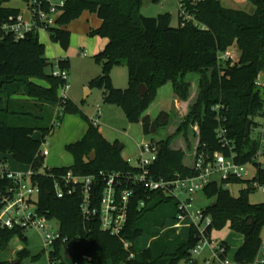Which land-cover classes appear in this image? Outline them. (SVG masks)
<instances>
[{"label": "trees", "instance_id": "trees-1", "mask_svg": "<svg viewBox=\"0 0 264 264\" xmlns=\"http://www.w3.org/2000/svg\"><path fill=\"white\" fill-rule=\"evenodd\" d=\"M11 1L0 0V23L21 12L19 8L6 6ZM42 1L44 7L50 6V0ZM65 1L56 24L46 29L51 42L69 51L71 32L68 25L85 11L96 14L102 24L91 29L89 35L104 38L107 43L93 57L102 66V72L91 80L90 87L101 88L105 102L120 106L130 123H141L146 134L152 132L153 124L157 130L171 121L167 111H161L154 120L145 114L158 88L171 82L176 97L185 101L192 87L188 75H199L197 97L176 134L188 137L197 126L199 151L233 153L239 162L256 166V175L251 179L212 181L203 189L207 196L215 197V201L203 209L204 218H211L205 235L210 237L214 229L227 225L242 233L245 239L234 259L241 264H251L262 245L264 228V202L256 205L250 201L251 193L256 191L254 184L264 186V169L257 162L262 133L255 131L264 127V84L259 82L264 74V0H248L255 7L253 13L228 8L223 0H184L193 19L183 24L179 18L178 27L172 25V15L167 11L155 17L144 16L141 12L144 0ZM40 38L39 32L33 31L17 40L0 27V152L13 155L20 164L32 166V181L41 189L37 201L39 211L59 222L61 237L50 252V260L61 264H177L185 258L189 264H199L192 254L201 239L197 226H190L187 239L176 236L177 230L172 227L166 229L181 214L173 198L140 190L131 199L125 228L119 235H112L101 229L99 219H84L80 193L63 198L55 195L51 174H63L68 170L80 175L128 174L138 168L122 157L119 141L107 140L99 125L78 103L71 98L62 102L60 89L65 81L54 70L58 66L69 72L70 59L51 61L46 57V47ZM234 43L241 51L239 61L221 58ZM115 65L128 67V88L113 86L111 70ZM141 84L148 87L145 96L139 94ZM217 106L221 108L219 111ZM56 108L60 112L56 113ZM68 114L79 115L89 128L81 140L66 145V151L74 157L73 165L48 167L41 155L43 144L55 132L56 122L61 124ZM258 118L262 119L261 123ZM221 126L226 129L223 137L218 132ZM37 132L42 134L41 138L35 137ZM174 138L175 135H170L156 141L160 155L151 169L157 177L196 174L185 164V152L171 147ZM98 181L94 190L95 205L102 194L103 180ZM12 182L0 179V191ZM239 183L246 186L235 197L226 184ZM163 229L166 230L161 232ZM144 233L152 237L145 248L139 243ZM15 235L23 241L28 240L23 228L0 230V264L13 263L3 260L1 255ZM67 243L72 244L70 253L65 251ZM222 244L226 254L229 253L230 244L225 241ZM29 256L28 249L19 251L20 263L17 264H23V259Z\"/></svg>", "mask_w": 264, "mask_h": 264}, {"label": "built area", "instance_id": "built-area-1", "mask_svg": "<svg viewBox=\"0 0 264 264\" xmlns=\"http://www.w3.org/2000/svg\"><path fill=\"white\" fill-rule=\"evenodd\" d=\"M66 4L65 0H50L48 7H44L42 0H31L26 3L27 15L22 11L11 16L7 22L0 23V27L12 33L17 40L24 39L26 35L33 31H46L49 26L56 24L62 9ZM179 18L183 24L193 19V16L187 11L184 0L179 2ZM223 59H231L230 53L221 55ZM56 75L61 77L65 83L60 89V98L63 101L68 100V70L60 69L56 66ZM220 106L216 107L219 111ZM101 113V109H98ZM98 116L93 122L98 124ZM219 117V116H218ZM57 126L60 123L56 122ZM220 137L226 133V129L222 126L218 130ZM261 149L258 157L262 154L264 148V127L261 128ZM139 155L137 163L132 164L138 171L134 173L124 174L121 172L105 173L98 175H80L68 170L63 174H51L54 180L53 189L57 197L63 198L67 195L80 193L81 211L84 219L91 221L99 219L100 227L103 231L112 235H119L126 226L128 221L130 203L133 196L137 195L140 190H146L151 193H161L167 197L173 198L178 202V208L181 210L178 220L173 224L172 228L178 230L181 221L187 217H191L190 226H197L201 233V239L197 246L192 250L193 256L199 254L203 249L209 247L211 255L203 264H241L234 258L226 254V247L220 242L213 247V241L205 235V228L210 223L211 218H204L203 210L197 211L195 214L190 213L194 196L197 192L203 191L205 187L212 181L226 182L229 179L238 178L245 179L248 176V163L238 161L235 154L226 155L222 152L209 153L199 151L198 147L193 156V170L196 172L193 176L184 177L179 173L172 178L157 177L151 166L158 160L159 148L156 141H143L138 144ZM41 155L45 158L49 155L48 149H43ZM28 171H13L5 166V161H0V179H9L13 181L4 190L0 191V230L33 228L42 235L45 249L51 252L55 242L60 239V231H52L49 225V219L45 214L39 211L37 201L41 189L32 181L34 170L29 166ZM43 172V171H42ZM98 180H103L102 194L98 205H95L96 196L94 193L95 186L99 184ZM229 184H226V187ZM256 188L262 189L264 186L255 183ZM142 206L145 202L142 201ZM185 215V216H184ZM164 229L161 231L163 232ZM66 239L63 240L66 243ZM126 243V247H129ZM72 244L67 243L65 251L72 250ZM225 254V255H224ZM51 264H61L59 261L50 260ZM251 264H264V237L262 236V245L259 249L256 259Z\"/></svg>", "mask_w": 264, "mask_h": 264}, {"label": "rangeland", "instance_id": "rangeland-1", "mask_svg": "<svg viewBox=\"0 0 264 264\" xmlns=\"http://www.w3.org/2000/svg\"><path fill=\"white\" fill-rule=\"evenodd\" d=\"M7 6L11 7H22L25 10L27 15V7L22 0H12L7 3ZM236 9H241L247 13H253L255 7L248 2V0H237L235 5ZM170 13L172 15V25L179 26V0H152L150 2H145L142 6L141 12L144 16L155 17L162 13ZM90 12L86 11L81 17L72 21L68 26L72 30L78 31L83 36V27L84 23L88 20L85 18L89 15ZM90 19L87 23H93V14H90ZM86 20V21H85ZM87 26V25H85ZM80 38V37H79ZM99 43L106 41V39L96 36ZM57 49L59 51V57L53 59L52 50ZM226 53H230L234 61H239L241 56V51L237 43H234ZM46 57L51 61H58L63 58H69L71 62V68L68 76V83L70 88L68 90L69 96L73 99L75 103L81 107L83 112L93 121L98 116V109H101L98 118V127L100 132L105 136L110 142L119 141V145L123 146L121 150L122 157L131 164L137 163V156L139 155L138 144L143 141H160L166 139L170 135H175L171 147L180 148L185 152V162L188 165H192L193 153L197 146L198 142V129H192L189 132L188 137H185L183 133L176 134L179 126L182 124L184 119L187 116L189 110V100L192 99L198 92V80L199 75L189 74L187 79L191 80L193 83L192 89L190 92V97L187 100L180 101L178 107L175 102V90L173 84L168 82L158 88L156 98L150 107L145 111L146 115L154 120L161 111H167L171 114V121L168 126H159L155 132L146 134L143 131L141 123H130L124 110L112 103L105 102L103 90L99 87H94L91 94H87L86 87H90V82L93 78L97 77L102 72V66L92 57L88 55L81 54V48L79 46L70 45L69 51L60 50V47L56 44H53L46 49ZM55 73L57 70H54ZM112 84L115 88L125 89L129 87V72L126 65H115L111 70ZM259 82L264 84V74L259 78ZM187 109V112H185ZM60 112V110L58 111ZM259 123L262 122L261 118H258ZM61 125V124H60ZM198 128V127H197ZM259 127L256 130V133L261 132ZM60 126L56 127L55 131H59ZM255 132V131H254ZM57 133V132H56ZM51 134L47 137L46 141L43 144V149H48L51 154L48 155L45 159L48 167L54 165H60L62 167H68L72 164V157L68 151H65L63 147H52L53 141H55L57 134ZM42 134L36 133L37 137H40ZM4 155V154H3ZM5 157L8 158L5 162V166H15L18 163L13 159L10 154H5ZM1 161V160H0ZM4 161V159H2ZM264 169V148L262 149V154L257 159ZM49 164H51L49 166ZM248 176L245 179H251L256 175V166L253 163H248ZM28 171V168H27ZM221 181V180H219ZM246 186L245 183L239 184H230L227 188L230 190L231 194L235 197L239 195L241 189ZM215 201V197H209L204 191H199L195 194L192 206L190 208V213L195 214L199 210L206 209ZM250 201L252 204H260L264 202V193L262 189L256 188V191L251 193ZM191 223V217L187 216L181 221L179 229L176 231V236H181L186 239L189 237V227L188 224ZM49 225L52 228V231H57L59 229V222L56 219H49ZM28 237L27 241L20 239L18 235H15L11 242L10 246L4 251L1 255L3 260L13 261L18 259V252L23 249H28L31 252V256L23 259V264H51L50 262V253L45 249L44 241L42 235L36 229L30 228L26 232ZM262 236L264 237V228L262 230ZM151 236L147 233H144L139 238V243L142 247H147V244L150 243ZM210 239L214 242L213 247L220 242H227L230 244L231 249L229 252V257L234 258L235 252L242 245L244 241V235L239 233L229 225L222 229H214ZM42 254L40 258L33 259V256ZM210 248L207 247L203 249L199 254L194 255L195 259L199 264H203L204 257H209L211 255ZM177 264H189L187 259L181 258Z\"/></svg>", "mask_w": 264, "mask_h": 264}, {"label": "crops", "instance_id": "crops-1", "mask_svg": "<svg viewBox=\"0 0 264 264\" xmlns=\"http://www.w3.org/2000/svg\"><path fill=\"white\" fill-rule=\"evenodd\" d=\"M236 1L237 0H223V4L226 7H228V8H234V9H236L235 8L236 6H234L235 3H236ZM179 2H180V0H179ZM25 5H26V3H25ZM7 7H11V6H7ZM13 8H19L20 10L25 11V10L22 9V7H19V6L13 7ZM85 13H86V11L83 14H85ZM90 14H93V13L90 12L89 15H87V17H85L88 21L90 19V16H92ZM93 16H94L93 17V19H94L93 23H90V22L87 23L88 22L87 21L86 23L83 24L84 27L82 28L83 29V31H82L83 32L82 33L83 36L82 37H81V35H80V33L78 31L72 30L68 26V29L71 32V44H73L74 46H79V48H81V54L88 55V56H92V57L96 56V54L99 53L105 47V45L107 43V40L104 41V42H102V43H99L98 42L99 39H97L96 36L92 37V36L89 35V32H90L91 29H97L102 24V20L96 14H93ZM85 25H87V26H85ZM40 37H41L40 38V41H41V43H43L45 45L46 49H47V46L50 47L52 45L53 42H51L50 37H49V35H48V33L46 31H41L40 32ZM56 45L60 47V45H58V44H56ZM60 50H63V49L60 47ZM63 51H65V50H63ZM52 53H55L53 55V57H54L53 59H57L59 57V55H60L59 54V51L57 49L52 50ZM63 59H65V58H63ZM36 81L38 83H41V84L46 85L45 82H42V81H39V80H36ZM198 82H199V80H198ZM191 83H193V82L191 81ZM91 88L92 87H89V86L85 88L86 91H87V94H91L92 93V89ZM191 89H192V87H191ZM197 94H198V92H197ZM197 94L192 99L190 98L188 105H190L195 100V98L197 97ZM180 101H182V100H180L177 97H175V102H176V106L177 107H178V104H180ZM59 110H60L59 108H56L55 109V112L57 113ZM185 112H187V109H186ZM64 118L65 119L61 123L59 131H55L54 132V134L57 132L58 135H57L55 141H53L52 147H59V148L63 147L65 149V151H66V145L67 144L75 143V142L81 140L85 136V134L87 133V130L89 128V125H88V123L85 120H82V118L79 115L68 114ZM194 128L196 130L198 129L197 126L194 127ZM35 137L36 138H41V136L40 137H37L36 134H35ZM198 144H199V139H198V142H197V146H198ZM197 146H196V148H197ZM196 148H195V150H196ZM122 149H123V146H122ZM174 149H180V148H174ZM195 150H194V153H195ZM67 153H69V152H67ZM194 153H193V155H194ZM50 154H51V152L49 151V156H50ZM4 155H3V153L0 152V160L4 159V161L7 162L8 158L5 157ZM70 155L72 157V164L71 165H73L74 162H75V160H74L73 155L72 154H70ZM11 156L13 157V155H11ZM13 159H14V157H13ZM192 161H193V158H192ZM185 164H186V162H185ZM45 165L48 166L47 165V162H46V159H45ZM50 165L51 164H49V166ZM186 165H188V164H186ZM189 166L192 167L193 166V163H192V165H189ZM52 167H62V166H60V165H54ZM8 168L11 169V170H13V171H15V170L16 171H27V168L29 170L30 167L28 165H24V164L18 163V165L9 166ZM172 226L173 225L167 227L166 229H169ZM187 226L190 228V224H188ZM166 229H164V230H166ZM151 240H152V238H151ZM151 240H150V242H151ZM149 244H147V246ZM208 258L209 257H204L203 262L206 259H208Z\"/></svg>", "mask_w": 264, "mask_h": 264}, {"label": "water", "instance_id": "water-1", "mask_svg": "<svg viewBox=\"0 0 264 264\" xmlns=\"http://www.w3.org/2000/svg\"><path fill=\"white\" fill-rule=\"evenodd\" d=\"M145 2H150L152 0H144ZM139 90V94L141 96H145L147 94V91H148V87L145 85V84H141L138 88ZM250 126H251V121L248 123L247 125V128H248V131H250ZM156 131V126L155 124H153V127H152V132H155ZM53 134V133H52ZM119 149H122V146L119 147ZM13 262V263H12ZM11 263L12 264H17V263H20V259H15L13 260Z\"/></svg>", "mask_w": 264, "mask_h": 264}, {"label": "bare ground", "instance_id": "bare-ground-1", "mask_svg": "<svg viewBox=\"0 0 264 264\" xmlns=\"http://www.w3.org/2000/svg\"><path fill=\"white\" fill-rule=\"evenodd\" d=\"M181 225V224H180Z\"/></svg>", "mask_w": 264, "mask_h": 264}]
</instances>
